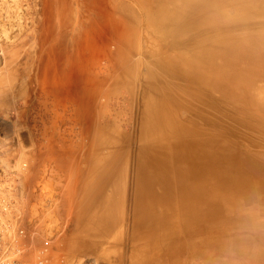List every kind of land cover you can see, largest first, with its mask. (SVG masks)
I'll list each match as a JSON object with an SVG mask.
<instances>
[{
	"label": "rangeland",
	"instance_id": "obj_1",
	"mask_svg": "<svg viewBox=\"0 0 264 264\" xmlns=\"http://www.w3.org/2000/svg\"><path fill=\"white\" fill-rule=\"evenodd\" d=\"M150 1L0 0V254L8 260L134 264V232L141 228L135 220L146 207L138 205L142 147L161 131L146 109L150 80L163 78L185 99L184 81L171 73L170 59L191 46L183 47L174 37L207 0L170 25L162 22L172 16L171 8L186 2L177 0L163 9L167 0ZM249 10L262 12L264 4L253 1ZM246 30L260 34L264 22L257 19L232 31L244 38ZM205 34L201 30L196 36ZM215 94L219 97L220 92ZM229 100L234 105H222L221 110L231 112L241 104L250 115H227L213 108L211 113L223 118L226 128L220 132L263 155L264 111ZM179 107L184 116H195L187 103L181 101ZM156 187L160 193L161 186ZM182 198L177 195L167 204L175 215L185 212ZM162 205L155 209L163 210ZM102 206L118 216L110 232L116 244L97 250L100 231L89 219ZM81 216L88 221L75 223ZM228 225L223 236L235 224ZM221 235L219 230L209 238ZM82 237L90 241L83 245ZM204 241L203 233L177 240L169 246V264L203 263L207 253L196 256L194 250L213 249Z\"/></svg>",
	"mask_w": 264,
	"mask_h": 264
},
{
	"label": "bare ground",
	"instance_id": "obj_2",
	"mask_svg": "<svg viewBox=\"0 0 264 264\" xmlns=\"http://www.w3.org/2000/svg\"><path fill=\"white\" fill-rule=\"evenodd\" d=\"M253 1L264 4V0H207L205 4L197 6L190 23H186L181 33L175 34L176 42L181 41L183 47L191 46L188 52L177 51L170 59L173 64L171 73L184 81L180 84L185 99H179L177 91L163 78L154 82L150 80L146 109L149 117L158 121L161 131L160 136L158 134L142 147L138 205L146 207L142 210L143 217L135 220L141 228L134 232V237L138 238L133 249L134 264H169V246L181 238L198 233L205 235V245L215 248L230 226L228 224H236L250 195L253 192L264 195V154L241 148L238 142L234 143L227 134L221 133L220 130H226L222 124L223 118L220 120L211 113L213 108L221 110L222 105H234L229 98L264 111V31L256 34L246 30L244 38H238V33L232 31L240 25L248 26L257 19L264 22V10H249ZM176 2L167 0L161 7L168 8V4L174 5ZM199 2L184 0L185 6L172 7V16L162 24L170 25L182 20L186 11ZM144 7L147 11L151 9L147 3ZM131 15L135 17L133 12ZM201 30L206 34L197 37ZM215 91L220 92L219 97ZM181 101L193 109L195 116L182 114L179 107ZM237 105L231 112L221 111L227 115H250L245 107ZM92 135L94 146L100 149L98 137ZM56 137L54 134L50 138L53 140ZM249 153L255 162L250 159ZM157 185L161 186L160 193L157 192ZM177 195H182V203L186 205L182 215H175L174 209L167 206L170 199ZM158 204H163V210L155 209ZM201 204L207 205L208 209L202 210ZM92 210L95 211L94 208ZM86 220L81 216L74 222L80 224ZM90 222L100 231L96 249L106 250L113 244L110 232L118 222V216L111 215L102 206L94 216L92 213ZM219 230L222 231L220 237L209 238ZM80 241L84 245L90 239L82 237ZM206 253L207 250H194L196 256Z\"/></svg>",
	"mask_w": 264,
	"mask_h": 264
},
{
	"label": "clouds",
	"instance_id": "obj_3",
	"mask_svg": "<svg viewBox=\"0 0 264 264\" xmlns=\"http://www.w3.org/2000/svg\"><path fill=\"white\" fill-rule=\"evenodd\" d=\"M203 264H264V195L253 192L230 233Z\"/></svg>",
	"mask_w": 264,
	"mask_h": 264
},
{
	"label": "built area",
	"instance_id": "obj_4",
	"mask_svg": "<svg viewBox=\"0 0 264 264\" xmlns=\"http://www.w3.org/2000/svg\"><path fill=\"white\" fill-rule=\"evenodd\" d=\"M0 264H20V263L16 262L15 260H8L3 254H0Z\"/></svg>",
	"mask_w": 264,
	"mask_h": 264
}]
</instances>
